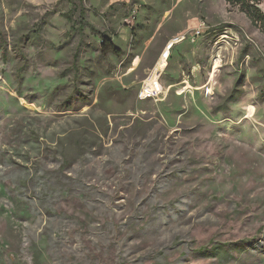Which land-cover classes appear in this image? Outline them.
<instances>
[{"label": "rangeland", "instance_id": "1", "mask_svg": "<svg viewBox=\"0 0 264 264\" xmlns=\"http://www.w3.org/2000/svg\"><path fill=\"white\" fill-rule=\"evenodd\" d=\"M0 44V264H264V34L245 13L0 0Z\"/></svg>", "mask_w": 264, "mask_h": 264}, {"label": "trees", "instance_id": "2", "mask_svg": "<svg viewBox=\"0 0 264 264\" xmlns=\"http://www.w3.org/2000/svg\"><path fill=\"white\" fill-rule=\"evenodd\" d=\"M79 4H81V0H76ZM230 6L237 7L240 11L245 13V15L248 17V19L251 21V23L256 26L263 34H264V11L259 7L260 0H225ZM77 8V6H75ZM74 7V8H75ZM75 8V9H76ZM78 24H77V30L80 34H83V28L85 24H88V22L85 20V15L81 9L78 10ZM68 19H71L68 15H65ZM74 28V27H72ZM90 28H93V26H90ZM101 40L100 44V53L101 55H107L109 53L114 54L116 56H119L121 54V50L117 48L109 35H107L104 32H98ZM30 38L37 39L39 37L38 33H30ZM2 48V45L0 44V49ZM5 57V53H2ZM78 58L77 52L74 54V59L76 60ZM220 248L213 247L212 249H205V251L210 255H216L220 254L221 251H219Z\"/></svg>", "mask_w": 264, "mask_h": 264}, {"label": "built area", "instance_id": "3", "mask_svg": "<svg viewBox=\"0 0 264 264\" xmlns=\"http://www.w3.org/2000/svg\"><path fill=\"white\" fill-rule=\"evenodd\" d=\"M143 90L139 93V98L143 99ZM148 97V96H147ZM146 98V97H145Z\"/></svg>", "mask_w": 264, "mask_h": 264}, {"label": "crops", "instance_id": "4", "mask_svg": "<svg viewBox=\"0 0 264 264\" xmlns=\"http://www.w3.org/2000/svg\"><path fill=\"white\" fill-rule=\"evenodd\" d=\"M259 7H260V4H259ZM261 8V7H260Z\"/></svg>", "mask_w": 264, "mask_h": 264}]
</instances>
